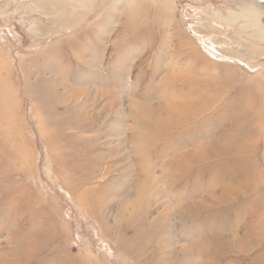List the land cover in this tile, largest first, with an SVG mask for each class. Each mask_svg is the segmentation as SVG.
<instances>
[{
	"label": "rangeland",
	"instance_id": "1",
	"mask_svg": "<svg viewBox=\"0 0 264 264\" xmlns=\"http://www.w3.org/2000/svg\"><path fill=\"white\" fill-rule=\"evenodd\" d=\"M263 5L0 0V264H264ZM165 79L188 127L132 152L130 99L156 103ZM131 156L190 168L138 195ZM200 194L193 220L161 215Z\"/></svg>",
	"mask_w": 264,
	"mask_h": 264
},
{
	"label": "bare ground",
	"instance_id": "2",
	"mask_svg": "<svg viewBox=\"0 0 264 264\" xmlns=\"http://www.w3.org/2000/svg\"><path fill=\"white\" fill-rule=\"evenodd\" d=\"M165 80L166 81H165L164 84H162L161 86L158 85L156 87V91L161 96V97H158V100L156 102L158 105H156L155 100H153L150 104L147 103L146 100H145V97H142V96H140V97L142 99L144 98L143 100L142 99H136L134 97L130 99V101H131V111L129 113V118L132 120L133 124H136L137 125L135 128H130L129 129V131L132 130V131L129 132V133H132V138H135V140H136L135 141L136 143H134V142L131 143V148H133L132 149V152H134V149L135 148L137 149L138 147H140L138 145V143L140 141L145 142L146 144H148L150 142H152V143L157 142L155 144L162 145L166 141V139H168V136H170L171 134H175L176 132L174 130H176V129H178L180 127V124L181 123L179 122L180 121L179 120V116H180V114H182V112H181L182 108L181 107H183L185 104L186 105L188 104L189 106H191V104L188 101L186 102V100L183 97H177L174 93H172L173 90H174V86L176 87V85L174 84V80H172V79H165ZM171 83H173L174 85L173 86H169ZM179 83H181V82L179 81ZM190 84H192V83H190ZM165 85H168L167 87H169V88H171L173 90L171 92H169V93L164 92L163 90H164ZM185 86H187V85H185ZM198 87H200V86H198ZM195 88H196V86H195ZM68 93H70V92H68ZM68 93H66V91H65L66 98H64V100H67V103H71L75 99L77 101V98L79 97V95H77L78 92H76V93L71 92L70 95H68ZM68 96H70L69 97V100H68ZM86 102L83 105H81V108H78V110L81 113H83L82 115H84L81 120H83L85 117H87L88 106H87ZM116 105H117V103L116 102H113L111 104V106H110V110H112L114 107H116ZM88 117H89V115H88ZM224 117H226V116H224ZM229 118H231V116ZM83 122L84 121H81L80 123H83ZM239 123L240 122H238V125H239ZM186 127H188V126H186ZM186 127L184 125L183 128H181V127L180 128L182 130V129L186 128ZM127 142H129V141H127ZM132 144H134V145H132ZM142 152H143V150H142ZM215 152L221 153L219 149L215 150ZM203 153H204V151H203ZM228 156H230V155H228ZM238 156H240V155H238ZM155 157L157 159L156 158H154V159L157 162H155V161L152 162V161H149V160H146V159L144 160L143 158H139L138 156H131L129 158L131 160H134L135 163H133V165L130 164L129 166L128 165L124 166L125 169L128 172L134 173V175H135V184L137 186L136 193L138 195L139 194L140 195H144L146 193H148L149 195H154L155 192L158 191V183H162V182L159 181L161 179H164L165 181H169V184H174V182L176 181L177 176H172L174 174L171 171H169L170 169H173L174 170L176 168L178 170V168H179L181 170L187 171L190 168V167H186L182 163V161L180 159H167V158H164V157H162V158H164V159H162L159 156H155ZM208 157H214V156H208ZM239 158H241V157H239ZM159 159H162V162H160ZM185 159L187 161H189L187 158H185ZM227 160H228V158H227ZM83 162L86 164L85 165L86 169H87V165H89L88 166L89 168L94 165L88 159H83ZM97 163H98V160H97ZM156 163H157V165H158V163H161V164H159V167H157ZM217 163H218V161H217ZM239 167L242 170L244 169V166L243 165H241ZM89 168L87 170L88 172H89ZM157 171H159L161 174L163 173L164 175H162V176H164V177H162L160 179L161 174L160 175L159 174H156ZM168 171H169V173H168ZM173 172H176V170H174ZM179 172H180V170H179ZM177 173H175V174H177ZM166 174H167V176H166ZM178 174H180V173H178ZM211 178H212V176H211ZM179 182H180V179H179ZM166 184L167 183H165V186H166ZM151 186H153V187H151ZM154 187H155V190H154ZM252 188L255 189L254 186H253V184H249L248 185V189H252ZM171 189H173V188H171ZM256 193H257V191H256ZM217 194H219V195L218 196H215V198H219L220 202L226 203V202L235 201V200L237 202V200H238L237 195L239 193H237V191H235V188L232 189V182H229L227 184V186L223 187ZM167 196H168V194H167ZM172 200H173V198H172ZM178 200H177V202H178ZM169 206H168V208H169ZM172 207H173V210L171 211V213H170V209L166 208V210L161 215L162 216H165L166 215V217H168V214H169V216L172 217L174 220L177 219L180 222V225L181 224L183 225L185 222H187L189 220H193L194 217L191 215V209L192 208L196 209L197 211L195 213H198V214L201 213V212H203L205 210V208H206L204 206V202H203V195H201V194L200 195H196L194 197H189V198H187V196H186V197L183 198V201H182V203L180 205H174V206L172 205ZM258 213H259V211H257V212L254 211L252 213V215L253 214L254 215L255 214L258 215ZM250 222L251 221H249V223ZM250 226H252V225L247 224V230H248V227H250ZM224 239H225V237H224ZM202 242H203V240H202ZM246 242L247 241H245V242L243 241V245H246ZM244 247L245 246H243V248ZM219 249H221V248L219 247L218 250ZM221 250H223V248ZM179 251H181V253H179L181 255H179V256H181L183 258L185 255H187L189 252L191 253V251H193V250H191L187 246H182V249L179 250ZM202 251H203V247H202ZM192 253L193 254H197L195 251H193ZM200 264H203V262H200Z\"/></svg>",
	"mask_w": 264,
	"mask_h": 264
},
{
	"label": "water",
	"instance_id": "3",
	"mask_svg": "<svg viewBox=\"0 0 264 264\" xmlns=\"http://www.w3.org/2000/svg\"><path fill=\"white\" fill-rule=\"evenodd\" d=\"M262 1V3L264 4V0H261Z\"/></svg>",
	"mask_w": 264,
	"mask_h": 264
}]
</instances>
